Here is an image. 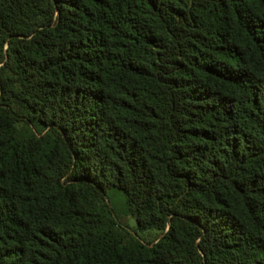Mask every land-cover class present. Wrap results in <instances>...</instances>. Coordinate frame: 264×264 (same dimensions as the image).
Wrapping results in <instances>:
<instances>
[{"label": "trees", "instance_id": "16d2710c", "mask_svg": "<svg viewBox=\"0 0 264 264\" xmlns=\"http://www.w3.org/2000/svg\"><path fill=\"white\" fill-rule=\"evenodd\" d=\"M0 264H264V0H0Z\"/></svg>", "mask_w": 264, "mask_h": 264}, {"label": "rangeland", "instance_id": "374dc122", "mask_svg": "<svg viewBox=\"0 0 264 264\" xmlns=\"http://www.w3.org/2000/svg\"><path fill=\"white\" fill-rule=\"evenodd\" d=\"M121 222L124 224H128V226L133 227L134 226V221L132 218L129 216H124L121 218Z\"/></svg>", "mask_w": 264, "mask_h": 264}]
</instances>
